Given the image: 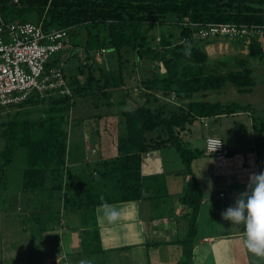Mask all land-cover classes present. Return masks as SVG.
<instances>
[{"label": "trees", "instance_id": "obj_1", "mask_svg": "<svg viewBox=\"0 0 264 264\" xmlns=\"http://www.w3.org/2000/svg\"><path fill=\"white\" fill-rule=\"evenodd\" d=\"M0 5L9 22L42 24L45 31L69 29L68 43L87 55L91 67L84 83L72 78L70 86L68 84L70 95L58 93L41 98L36 93L26 102L9 108L22 110L44 104L46 100L49 102L37 120L21 119L18 111L11 121L0 124V136L6 141L5 149L0 152V187L9 173L14 154L24 151L23 193L34 196L45 191L50 198L58 196L61 204L58 211L49 213V222L62 223L63 211H83L94 220L97 207L103 203L100 197L111 205L149 200L152 221L166 219L170 212L164 204L171 198L166 191L164 176H144L142 168L146 154L173 148L180 157L183 174L190 177L191 182L177 198V202L187 208L183 217L187 223V235L154 246H179L183 257L179 264H191L203 201L192 164L204 152L190 147L185 139L187 130L200 119L231 115L250 108L238 103L224 105L195 98L219 91L228 83L240 94L250 93L256 86L253 70L246 60L239 61L242 70L221 74L213 69L205 50L210 41L200 39L199 31L211 24L264 26V0H0ZM174 37L181 43L174 44ZM155 42L157 46H154ZM103 50L117 54L121 73L126 68L124 57L128 55L135 59V66L152 65V75L144 80L141 93L146 101L140 107L119 110V126H122L123 133L118 137L116 158L100 162L94 168L88 163L72 167L70 162L75 157L72 156L67 127L77 99L97 96L96 101L105 97L111 102L113 91L125 84L123 76L120 81L115 80L112 72L105 71L109 70L106 69L108 63L101 65L94 60ZM263 53L261 46L253 42L248 58L260 59L264 57ZM62 58V55L57 56L48 68L61 65ZM93 70L98 71L99 78L92 77ZM80 71L85 74V70ZM174 93L177 98L173 103L178 100L181 105L173 107L163 103L152 107V99L156 103L160 98L170 101ZM110 102H107V108H112ZM96 106L98 109L104 107L103 104ZM2 110L7 108L0 107V112ZM108 115L105 112L93 116L98 129L99 121ZM32 216L39 221L40 216L35 211ZM81 238L83 252L90 257L100 254L97 222Z\"/></svg>", "mask_w": 264, "mask_h": 264}, {"label": "rangeland", "instance_id": "obj_2", "mask_svg": "<svg viewBox=\"0 0 264 264\" xmlns=\"http://www.w3.org/2000/svg\"><path fill=\"white\" fill-rule=\"evenodd\" d=\"M202 40L210 41L205 50L208 54L210 64L213 66V69L216 68V70H218V73L223 74L229 71H236L237 69L242 70L243 68L239 65V61L243 60H246L248 62V67L253 70V77L256 81V86L253 88V92L249 94H240L237 88L228 83L219 91L209 92L208 99H211L212 101L221 100L222 104L238 103L243 106L250 105L251 108L255 110L253 112V119H248L247 115H245L246 118L243 117L241 121L234 119L231 124L228 123V127L229 131L231 128H233L232 132H234V130L236 132L239 131L237 137L243 138V142H246L247 145H249L245 147L246 149H250L248 163L250 166H255L256 168L255 158L258 157L257 151L258 148L261 147L256 145H260L262 142L264 143V137H262L261 134L264 129V57L255 60L248 58V56L249 47L253 42L259 44L264 52V39L260 37H254L251 39H221L219 37H207ZM157 41L159 42V38ZM172 41L174 44L181 43L176 37H174ZM154 46H157L156 42ZM69 49L70 47L64 52L67 53ZM64 52L60 55H65ZM62 59V64H65V75H67L70 70L78 71L91 69L87 55L82 50L74 49V47L70 50L69 55L64 56ZM109 59L113 60L110 61ZM94 60H97V57H95ZM97 61V63L101 65L108 61L106 69L111 70L113 73L112 76L115 80L120 79V71L118 70L119 64L116 53L108 52L101 56ZM124 63L126 65L125 70H150L152 68V65L151 67L147 65H139L136 67L135 59L129 57V55L124 57ZM137 86L138 84L136 82L128 83L129 91L132 90L131 87ZM133 94L138 96L141 95L139 93ZM201 95L202 97L203 95L205 96V94ZM95 97L97 96L81 97L77 99V105L71 111V122L67 127L69 144L78 157L86 152L87 146L89 149L87 154L89 153V155L92 154V148L96 147L93 143L94 138L87 137L85 132L86 129L84 127H78L81 125L78 120L84 121L81 126H91L94 128L97 123L94 118L96 115L104 114L105 112L106 114H110L123 108L114 101L110 102L112 108H107V102L109 103V101H96L97 98ZM175 98H177L176 94ZM152 101V106H155L154 99H152ZM162 103L166 102L161 100L159 104ZM96 104H103L104 107L101 106V108L98 109ZM178 105H180V103L177 100L173 107H177ZM48 106L49 102L46 100L44 104L27 106L24 109L21 108L22 110H20V108L2 110L0 112V124L11 121L14 118L15 113L18 111L21 112V115H19V118L21 119L37 120L42 116ZM246 119L247 121H245ZM254 119L255 128L253 129L251 126L252 123L250 122ZM197 124L199 127L200 123ZM223 129H225V127ZM1 132L2 128L0 125V135ZM246 137L248 140L244 139ZM201 145L202 142L200 143V146ZM5 146L6 141L0 136V152L5 149ZM192 147L194 148L195 146L192 145ZM92 155L96 156V154ZM24 161L25 152L17 151L14 154L12 165L9 166V173L3 178L0 187V260H3L2 264H27L32 262H34V264H42L44 261L45 264H68L70 262H68L67 259L70 261L77 260V264H81L82 260H86L88 264H146V261L140 263L139 257L136 258L135 255L132 256V259L131 257L126 258V256L116 253H108L106 255H98V253L90 257L84 252V257H80L77 252L82 251L80 243L82 239L81 236L86 233V230H92L94 223L97 222V217L94 216L93 220L89 214L86 215L83 211H63L62 223L55 224L54 220H52V222L50 220L49 222L47 218L49 213L58 211V208H60L61 204H59L57 200L58 196H56V198H50V195L45 191H39L34 196L31 195V193H23L21 188V173L24 167ZM1 162L2 160L0 158V163ZM150 162L154 165L151 166L148 172L153 173L152 175H154V173L158 174L159 172H163L167 175L165 177V175L162 174L164 176L163 179L166 184L167 193L168 186L171 190L180 193V181L183 182L184 179L180 178V175H177L182 166L178 153L173 148H165L154 154V160ZM188 184L189 181L187 179V187L189 186ZM164 205L168 207V203H165ZM34 211L40 216V219L37 222L32 216ZM42 215H44V217H42ZM180 223H184V228H181L183 232L176 234L168 231V237H173V239H176V237L177 239L185 238L187 231V228L185 229V221L180 222L179 220L176 223L179 228ZM174 225L175 224L170 223V228L166 230H173L172 228ZM78 246L79 248H77ZM159 253L166 259L165 252L157 250L158 257ZM176 253L177 251L173 250L170 255L176 256ZM151 260L152 259H150V261ZM175 263L176 262H174V264Z\"/></svg>", "mask_w": 264, "mask_h": 264}, {"label": "crops", "instance_id": "obj_3", "mask_svg": "<svg viewBox=\"0 0 264 264\" xmlns=\"http://www.w3.org/2000/svg\"><path fill=\"white\" fill-rule=\"evenodd\" d=\"M69 53L70 50L65 53L63 57L69 55ZM101 54L104 55L107 54V52L103 50ZM101 54H96L97 60L103 56ZM105 71L107 73L109 71L111 72V70ZM84 72L85 74H82L80 70L68 71L65 76L69 86L73 81L72 78L84 83V80L89 76L87 70ZM151 75V70H123L120 74V78L122 76L124 77L125 84L122 88L114 91L112 89L113 93L110 95L111 102L114 101L118 103L119 106L128 108H136L143 105L146 101V99L141 96L142 90H144L143 83L144 80L151 77ZM92 77L99 78L98 71L93 70ZM129 82H136L138 86L131 87L132 90L129 91ZM133 93H139L141 95L138 96ZM208 97V94L205 96L203 95V97L202 95H198L195 100L204 99L206 101L219 102L222 104L221 100L212 101L211 99H208ZM102 98L107 101L105 97ZM96 100H98V98ZM161 100L171 106L175 104L171 98L170 101L172 102L164 98ZM161 100H159V102ZM159 102L154 103L159 104ZM244 106L250 107L249 110L215 118L200 119L187 130L185 139L187 143L190 144V147L204 152L203 155L195 159L192 164L193 174L195 175L203 193V201L197 221L198 235L193 249L191 264H264V258L253 257L245 248L244 225L232 224L230 221L224 220L221 215L228 207L235 205L239 194L247 190L250 176L264 172V143L262 142L260 145H256L261 147L258 148V157L255 158L256 168L255 166L252 167L248 163L250 149L245 148L249 145H247L246 142H243V138L237 137L239 131L236 132L234 130V132H232L233 128L229 131L228 123L231 124L234 119L241 121L245 115H247L248 119L254 118L253 112L255 110H253L250 105ZM119 110L121 109L110 113L103 120L99 121L100 129L97 128L98 122L94 128H92L91 126H81L84 121L78 120L79 124H81L78 127H84L86 129L85 132L87 137L94 138L93 143L96 147L92 148V154H96V156H93L92 154L89 155V153L87 154V152H89L88 146L86 152L82 153V156L80 157L76 156L72 149V156L74 155L73 158L75 157L73 162H70L72 163V167L88 163L92 164L94 168V166L100 164V162L117 157V141L120 133H123L122 126H119ZM245 121H247V119ZM197 123H200L199 127ZM250 123H252L251 126L254 129L255 119ZM224 127L225 129H223ZM261 134L262 137H264V129ZM208 137H218L222 139L226 147L230 150V155L220 158L208 155L205 151V141ZM244 139L248 140L247 137ZM201 142L202 145L200 146ZM192 145L195 147L193 148ZM156 153L157 152H151V158H147V154L145 156L146 158H143L142 172L144 176L153 174L148 172V170L154 165L150 161L154 160V154ZM158 174L164 173L159 172ZM164 175L165 177L167 176L166 174ZM177 175H180V178L184 179V181H180V193L171 190L168 186V197L171 199L169 200L167 207L170 215L169 217H166V219H156L152 221V204L149 200L113 205L121 214L120 219L116 223H109L104 217L102 207H97L96 217L102 248L98 255L116 253L126 256V258L131 257V259L132 256L135 255L136 258L139 257L140 263L146 261V264H174V262H176L175 264H179V262H182L183 257L181 247L169 244L164 246H154V244L157 243L179 240L177 237L176 239H173V237L167 236L168 231L176 234L183 232L181 228H184V223H180V228L176 225L179 220L180 222L185 221V229L187 228L186 220L183 218L187 213V208L179 204L177 198L182 195L187 187V179L189 181L188 185H190L191 182L190 177L183 174V165ZM222 194L223 196H221ZM170 223L175 224L172 228L173 230H166L170 228ZM77 248H79V246ZM157 250L165 252L166 259L163 258L160 253L158 254V257ZM173 250L177 251L176 256L170 255ZM77 253H79L80 257H84L83 251ZM150 259L152 260L150 261ZM67 260L71 264H77V260ZM42 264H45V261Z\"/></svg>", "mask_w": 264, "mask_h": 264}, {"label": "built area", "instance_id": "obj_4", "mask_svg": "<svg viewBox=\"0 0 264 264\" xmlns=\"http://www.w3.org/2000/svg\"><path fill=\"white\" fill-rule=\"evenodd\" d=\"M17 2V0H15ZM199 38L264 39V26L236 23L203 26ZM69 29L45 31L42 24L9 22L0 5V107L11 108L28 100L33 94L48 97L55 94L70 95L64 74V65L48 68V64L72 45L68 43ZM105 51V50H104ZM175 94L172 95V100ZM217 143H221L215 150ZM208 155L220 158L230 154L224 141L208 137L205 141ZM147 158H151L148 153ZM223 196V194L221 195Z\"/></svg>", "mask_w": 264, "mask_h": 264}, {"label": "clouds", "instance_id": "obj_5", "mask_svg": "<svg viewBox=\"0 0 264 264\" xmlns=\"http://www.w3.org/2000/svg\"><path fill=\"white\" fill-rule=\"evenodd\" d=\"M220 144L217 143L215 150ZM100 199L105 219L109 223H116L120 219V211L104 197ZM221 215L232 224H243L245 248L253 257L264 258V172L251 175L247 190L239 194L235 205L228 207ZM81 264L88 262L82 260Z\"/></svg>", "mask_w": 264, "mask_h": 264}]
</instances>
